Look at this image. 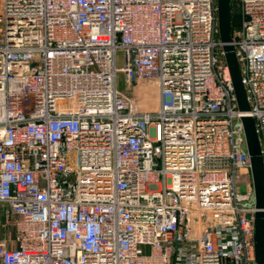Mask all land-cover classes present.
Here are the masks:
<instances>
[{
	"label": "built area",
	"instance_id": "2783aa9c",
	"mask_svg": "<svg viewBox=\"0 0 264 264\" xmlns=\"http://www.w3.org/2000/svg\"><path fill=\"white\" fill-rule=\"evenodd\" d=\"M235 1L246 112L218 0H1L0 203L17 217L0 264H260L236 179L245 117L264 163V0ZM119 73L156 80V105Z\"/></svg>",
	"mask_w": 264,
	"mask_h": 264
},
{
	"label": "water",
	"instance_id": "95a60500",
	"mask_svg": "<svg viewBox=\"0 0 264 264\" xmlns=\"http://www.w3.org/2000/svg\"><path fill=\"white\" fill-rule=\"evenodd\" d=\"M232 0H218L219 36L223 45L225 59L230 70L239 109L249 111L246 92L242 83L241 72L232 45ZM247 151L250 159V173L252 178V197L255 200L257 211L254 223L255 256L260 264H264V163L260 144L255 128V121L251 117L242 119ZM250 217V215H248Z\"/></svg>",
	"mask_w": 264,
	"mask_h": 264
},
{
	"label": "rangeland",
	"instance_id": "374dc122",
	"mask_svg": "<svg viewBox=\"0 0 264 264\" xmlns=\"http://www.w3.org/2000/svg\"><path fill=\"white\" fill-rule=\"evenodd\" d=\"M0 9H1V0H0ZM122 52L118 53L119 66H123L121 61L122 59ZM117 87L120 91L124 92L128 97L136 99L140 107L144 110H149L153 106L156 105V98L160 93L157 81L154 79L149 80H141L135 83L133 86H129L126 81L125 77L122 73H119L117 76ZM244 152H246L244 148ZM76 163V157L72 160L73 166ZM236 188L239 193H246L252 190V178L251 173L245 170H241L238 173V178L236 179ZM2 205V203H1Z\"/></svg>",
	"mask_w": 264,
	"mask_h": 264
},
{
	"label": "crops",
	"instance_id": "0c3cea01",
	"mask_svg": "<svg viewBox=\"0 0 264 264\" xmlns=\"http://www.w3.org/2000/svg\"><path fill=\"white\" fill-rule=\"evenodd\" d=\"M7 208V204L2 203L1 205L0 203V241H10V245L14 246V242L12 241L14 237L13 218H16L17 215H13L12 219H8L6 214Z\"/></svg>",
	"mask_w": 264,
	"mask_h": 264
},
{
	"label": "trees",
	"instance_id": "16d2710c",
	"mask_svg": "<svg viewBox=\"0 0 264 264\" xmlns=\"http://www.w3.org/2000/svg\"><path fill=\"white\" fill-rule=\"evenodd\" d=\"M231 9H232V33H233L235 28L238 26L240 19L239 9L235 0L231 1Z\"/></svg>",
	"mask_w": 264,
	"mask_h": 264
}]
</instances>
